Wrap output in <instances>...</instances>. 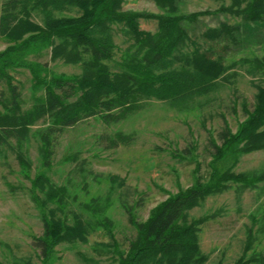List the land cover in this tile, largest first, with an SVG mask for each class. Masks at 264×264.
<instances>
[{
  "label": "rangeland",
  "instance_id": "374dc122",
  "mask_svg": "<svg viewBox=\"0 0 264 264\" xmlns=\"http://www.w3.org/2000/svg\"><path fill=\"white\" fill-rule=\"evenodd\" d=\"M229 4V0H179L178 10L184 14L215 11ZM122 10L163 11L152 0H124ZM35 13L31 12L30 18L40 23ZM79 14L77 8L66 7L55 16ZM220 23L235 27V31L230 36L205 35ZM263 25H245L238 16L227 13L183 24L187 40L180 53L198 52L219 64L215 90L176 105L142 99L116 122L82 119L58 136L47 168L40 165L37 136L47 121L28 128L20 148L28 164V177L43 173L62 187L67 212L54 211V217L70 224L75 214L85 230L84 242L58 244L50 264H117L135 236L128 213L135 222H144L155 206L190 187L195 178L207 183L213 167L219 172L263 178L251 185L228 182L221 192L205 197L186 213L187 223L197 222L196 240L205 258L203 264H234L239 259L246 264H264V148L244 154L236 153L240 148L236 145L222 159L214 160L209 143L220 145L218 134L224 123L231 134L235 133L245 119L244 111L249 112L254 105L256 87L264 82L260 68L264 64ZM138 28L153 34L156 23L140 19ZM111 31L115 49L106 65L111 73H118L133 40L121 24L112 25ZM5 47L0 38V52ZM38 61L55 75L81 74L79 64L49 54L43 53ZM9 74L20 107L28 109L39 95L29 73L17 68ZM1 94L6 100L3 84ZM5 144L0 145V264H40L39 251L32 246V238L41 234L39 211L30 199V183L16 162L15 143L10 140ZM38 196L42 198L40 193ZM47 208L52 206L47 204ZM247 242L249 248L244 252Z\"/></svg>",
  "mask_w": 264,
  "mask_h": 264
},
{
  "label": "trees",
  "instance_id": "16d2710c",
  "mask_svg": "<svg viewBox=\"0 0 264 264\" xmlns=\"http://www.w3.org/2000/svg\"><path fill=\"white\" fill-rule=\"evenodd\" d=\"M152 1L163 9L161 13L123 11L124 0H2L0 4V38L6 44L0 52V85L7 90L6 100L0 95V145L10 140L15 143L12 149L16 162L30 183V199L39 211L41 224L40 236L32 238L40 264H50L53 249L60 243L84 242L85 230L75 214L70 224L54 217V211L67 212L62 187L51 183L43 173L28 177V164L20 151L28 128L40 120L47 121L37 134L40 165L47 168L58 136L82 119L98 117L103 123L116 122L142 99L176 105L215 90L219 64L198 52L180 53L187 40L183 24H194L200 17L218 13L238 16L245 25L264 23V0H229L228 7L186 14L179 12V0ZM66 7L77 8L80 14L55 16ZM31 12L40 16V23L30 18ZM140 19L155 21L156 31L151 34L140 30ZM115 24L126 28L133 44L132 50L123 54L120 71L111 73L106 62L115 49L111 31ZM233 31L235 27L220 23L205 35L230 36ZM43 53L79 64L81 74L51 73L38 61ZM17 68L27 70L33 89L39 93L25 110L20 107L9 74ZM260 68L264 74V64ZM244 112L245 119L235 133L231 134L224 123L218 134L220 145L209 141L214 160L222 159L236 145H240L236 153L244 154L264 148V82L256 87L252 109ZM117 140L125 142L122 137ZM111 144L114 147L116 141ZM262 178L219 172L213 167L207 183L195 178L190 187L155 206L144 222H135L128 213L135 236L117 264H203L205 258L196 240L197 222L187 223L186 213L205 197L221 192L228 182L251 185ZM47 204L52 208L46 209ZM248 248L247 242L244 252ZM234 264L246 263L239 259Z\"/></svg>",
  "mask_w": 264,
  "mask_h": 264
}]
</instances>
